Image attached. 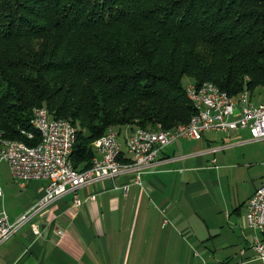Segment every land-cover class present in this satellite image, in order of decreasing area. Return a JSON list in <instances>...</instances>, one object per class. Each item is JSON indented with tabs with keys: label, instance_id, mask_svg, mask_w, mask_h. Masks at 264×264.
I'll return each instance as SVG.
<instances>
[{
	"label": "trees",
	"instance_id": "obj_1",
	"mask_svg": "<svg viewBox=\"0 0 264 264\" xmlns=\"http://www.w3.org/2000/svg\"><path fill=\"white\" fill-rule=\"evenodd\" d=\"M188 80L264 89V0H0V134L40 145L44 108L76 129L80 173L108 128L188 124Z\"/></svg>",
	"mask_w": 264,
	"mask_h": 264
},
{
	"label": "crops",
	"instance_id": "obj_2",
	"mask_svg": "<svg viewBox=\"0 0 264 264\" xmlns=\"http://www.w3.org/2000/svg\"><path fill=\"white\" fill-rule=\"evenodd\" d=\"M163 159L127 194L130 175L80 189V208L66 195L33 220L41 236L31 221L0 247V264H263L246 214L264 180V141L236 129L176 141ZM33 181L44 183L0 197L11 222L43 195L47 181Z\"/></svg>",
	"mask_w": 264,
	"mask_h": 264
},
{
	"label": "built area",
	"instance_id": "obj_3",
	"mask_svg": "<svg viewBox=\"0 0 264 264\" xmlns=\"http://www.w3.org/2000/svg\"><path fill=\"white\" fill-rule=\"evenodd\" d=\"M208 87H216V94H208ZM195 90H207V98L196 99ZM185 91L198 104V114L190 123V130H165L157 125L162 127V134H151V130L145 129L121 133L108 128L109 145L99 150L97 168L93 172L85 173H68L66 170V128L72 123L45 116L42 108H37L36 118L46 128L47 144L37 150L36 154H25L23 149L16 147L0 149V162L8 163L14 180L22 187L33 180L47 181V185L43 195L17 221L11 222L5 211L0 213V247L22 226L35 218L42 219L52 205L68 194L73 195L74 207H82L85 202L79 198L78 191L88 185L130 175L132 181L123 187L124 192L127 194L132 185L142 187L145 175L166 162L163 159L164 151L176 141L202 140L208 134L227 133L236 129H247L253 141H264V103L255 105L248 91L241 101H234V97L211 82L196 85L189 80ZM22 132L31 135L26 131ZM118 143H126L124 153H131V160H112L111 150ZM134 148H142L140 158H133ZM125 164H132V171H125ZM3 196L0 186V197ZM246 221L251 228L259 231L252 248L257 259L264 264V180L247 204ZM38 224L33 221L31 226L35 234L41 236ZM166 224L167 220L164 222ZM56 234L63 236L64 232L58 230Z\"/></svg>",
	"mask_w": 264,
	"mask_h": 264
},
{
	"label": "bare ground",
	"instance_id": "obj_4",
	"mask_svg": "<svg viewBox=\"0 0 264 264\" xmlns=\"http://www.w3.org/2000/svg\"><path fill=\"white\" fill-rule=\"evenodd\" d=\"M208 94H216V87H208ZM186 95L188 99L190 100V102L192 103L196 113L188 124L184 126H180L173 131H180V128L181 130H190V123H192L194 117L197 116L198 114L197 101H192V98H190L189 94L186 93ZM245 96H246V93L242 94L239 98V101H241V99H243ZM195 98L196 99L207 98V90H195ZM42 113L45 116H49L48 111L44 108H42ZM36 116H37V109L34 112L32 126L42 136V142L40 143V145L35 146V147L33 146L30 147L29 145H26L24 142L5 139L0 134V149L8 150L9 148L16 147L18 149H23L25 154H36L37 150H41V148L47 144L46 128L41 124V122L37 120ZM59 121H66V120H59ZM109 130H115V129L110 128ZM136 130H139V129H136ZM23 133L25 134V132ZM151 134H162V130L151 132ZM29 137L32 138L33 136L29 135ZM76 141H77V131L72 125H69V128H66V144H64L66 170L68 173H80L74 168L73 162L71 160V156L73 153V149L76 145ZM108 145H109V137H108V131H107L106 134L95 143L97 158L95 159L92 167L85 172H93V170L97 168V163H99V155H98L99 150L104 149ZM125 150H126V143L115 144L111 150L112 160H116L118 162H126V160H131V153H124ZM141 155H142V148H134L133 158H140ZM125 171H132V164H125ZM85 172H82V173H85Z\"/></svg>",
	"mask_w": 264,
	"mask_h": 264
},
{
	"label": "rangeland",
	"instance_id": "obj_5",
	"mask_svg": "<svg viewBox=\"0 0 264 264\" xmlns=\"http://www.w3.org/2000/svg\"><path fill=\"white\" fill-rule=\"evenodd\" d=\"M252 100L255 105L264 103V89L257 90L254 93V97ZM29 183H31L30 187H28L27 189H24L22 186H20L19 183H17L14 180L8 163L0 162V186L3 188L5 192L4 199H7L10 197L12 198L11 200H13L14 198L22 197L26 195V191H29L30 189H33V188H39L40 186H42L44 182L43 181H31ZM29 183H27L26 185H28ZM3 204H4L3 199L0 198V206Z\"/></svg>",
	"mask_w": 264,
	"mask_h": 264
}]
</instances>
